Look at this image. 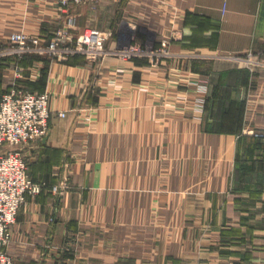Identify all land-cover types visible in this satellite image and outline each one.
Listing matches in <instances>:
<instances>
[{
	"label": "crops",
	"instance_id": "0c3cea01",
	"mask_svg": "<svg viewBox=\"0 0 264 264\" xmlns=\"http://www.w3.org/2000/svg\"><path fill=\"white\" fill-rule=\"evenodd\" d=\"M73 15L77 36L91 23L114 33L102 59L0 66L1 95H51L47 136L24 147L45 188L19 211L15 264H264V0H101L69 14L0 0V47L19 31L46 45ZM149 40L171 56L124 52Z\"/></svg>",
	"mask_w": 264,
	"mask_h": 264
},
{
	"label": "built area",
	"instance_id": "2783aa9c",
	"mask_svg": "<svg viewBox=\"0 0 264 264\" xmlns=\"http://www.w3.org/2000/svg\"><path fill=\"white\" fill-rule=\"evenodd\" d=\"M101 0H58L59 9L69 14L70 10L90 6ZM71 16L58 26L48 44L40 37L25 31L14 32L8 45L0 47V61L7 58L21 59L24 54L41 53L64 60L72 55H83L86 60L96 63L108 52L106 44L113 36L111 30L86 27L77 36L73 28L77 25ZM167 48L149 49L144 47L124 48L130 57L167 55ZM123 52V51H122ZM20 71V70H17ZM0 95V264H15L8 253L13 227L27 196H37L45 188L43 183L32 180L24 147L47 136L52 116L51 95L48 92H32L19 85ZM203 91V89H200ZM204 91H206L204 89ZM205 98L198 99V108L204 109ZM64 115V113H60ZM264 137V135H259ZM68 188L67 181L51 187V192L61 195Z\"/></svg>",
	"mask_w": 264,
	"mask_h": 264
},
{
	"label": "rangeland",
	"instance_id": "374dc122",
	"mask_svg": "<svg viewBox=\"0 0 264 264\" xmlns=\"http://www.w3.org/2000/svg\"><path fill=\"white\" fill-rule=\"evenodd\" d=\"M91 24H92V23H91ZM91 24H90L89 27L94 28V25H91ZM98 29H99V28H98ZM124 29H125V23H121V26H120V29L118 30V33L120 34L122 40L125 42V41H126V38L121 34V33H125ZM102 30H103V29H102ZM113 34H114V33H113ZM112 37H113V36H112ZM112 37H111V38H112ZM150 38H151V37H150ZM124 42H123V43H124ZM147 43H148V46H146V47H144V48L155 49V42L149 40ZM24 55H28V54H24ZM166 56H171V53L168 51V53H167ZM161 59H162V57H161ZM9 60H11L12 62H14V61L16 62V60L13 61V59L7 58V59H5V60L0 61V66H2L4 63H7V61H9ZM237 64H238V65L241 64V65H243V66H245V65H249L248 62H247V64H245L244 62H239V63H237Z\"/></svg>",
	"mask_w": 264,
	"mask_h": 264
},
{
	"label": "trees",
	"instance_id": "16d2710c",
	"mask_svg": "<svg viewBox=\"0 0 264 264\" xmlns=\"http://www.w3.org/2000/svg\"><path fill=\"white\" fill-rule=\"evenodd\" d=\"M1 95V94H0ZM206 104V103H205Z\"/></svg>",
	"mask_w": 264,
	"mask_h": 264
}]
</instances>
